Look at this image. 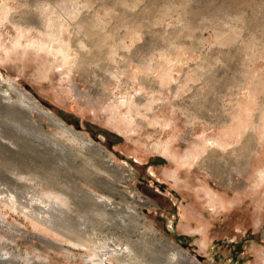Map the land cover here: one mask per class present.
<instances>
[{
  "label": "rangeland",
  "instance_id": "rangeland-1",
  "mask_svg": "<svg viewBox=\"0 0 264 264\" xmlns=\"http://www.w3.org/2000/svg\"><path fill=\"white\" fill-rule=\"evenodd\" d=\"M262 170L264 0H0L9 264H264Z\"/></svg>",
  "mask_w": 264,
  "mask_h": 264
},
{
  "label": "bare ground",
  "instance_id": "bare-ground-1",
  "mask_svg": "<svg viewBox=\"0 0 264 264\" xmlns=\"http://www.w3.org/2000/svg\"><path fill=\"white\" fill-rule=\"evenodd\" d=\"M27 14V13H26ZM29 15V14H28ZM26 16V15H25ZM31 16V15H30ZM29 17V16H28ZM27 17V18H28ZM32 17V16H31ZM26 18V19H27ZM24 20V19H23ZM30 20V19H27ZM21 21V20H20ZM24 22V21H23ZM31 22V20H30ZM25 23V22H24ZM60 52V50H59ZM65 54V53H64ZM126 100V99H125ZM124 100V101H125ZM140 100V99H139ZM153 100V99H152ZM123 101V102H124ZM137 102V101H136ZM122 103V101H121ZM138 103V102H137ZM136 103V104H137ZM150 109L151 111L154 110V104L152 105L151 101L149 103ZM147 112V111H146ZM150 113V112H149ZM154 113V112H153ZM152 113V114H153ZM146 114V113H145ZM151 115V114H150ZM151 117V116H149ZM148 118V117H147ZM137 121L140 123H142V121L139 119H137ZM248 129V128H247ZM251 131V130H250ZM246 132V129H245ZM247 133V132H246ZM247 139L248 141L245 140V143L243 145V152L241 154H239V157L241 156V162H242V166L240 168H238L237 170L240 171L241 169H243L246 165L245 163L247 162V159L250 155V153L252 151H256L259 147L258 143L255 140V136L252 133H247ZM255 140V141H254ZM247 147V148H246ZM246 148V149H245ZM188 155H190L189 153H187ZM237 162V161H236ZM238 164V163H237ZM247 164V163H246ZM201 166H207L205 164H201ZM224 171V170H223ZM213 173V172H212ZM222 173V172H221ZM218 174L219 179L223 180V175L225 174ZM214 175V174H213ZM260 175H264V171H260ZM224 182V181H223ZM99 197H97L98 199ZM98 201H102V203H107L108 199H106V197H100V199H98ZM101 203V202H100ZM35 220V219H34ZM109 242H105L103 239H94L91 237L90 240V246L89 248H91L92 253L90 255L86 256L85 260V264H110L108 263L107 257H114L116 258V260H119V262L121 264H131L130 261H128L127 259H124L121 255H120V248L108 244ZM177 249V246H174ZM179 263L178 264H197V262L189 259L186 255L183 254V252H179ZM0 264H9V257H8V253L7 251H5L3 248L0 247Z\"/></svg>",
  "mask_w": 264,
  "mask_h": 264
}]
</instances>
